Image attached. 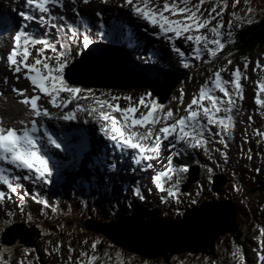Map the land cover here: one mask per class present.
<instances>
[{
    "label": "snow or ice",
    "instance_id": "obj_1",
    "mask_svg": "<svg viewBox=\"0 0 264 264\" xmlns=\"http://www.w3.org/2000/svg\"><path fill=\"white\" fill-rule=\"evenodd\" d=\"M83 2L88 3L89 0H83ZM203 2L204 0H199L198 3L190 7L189 0H171V2L170 0H154V2L153 0H135V2L125 0V3L131 5L132 11L139 18L154 28H158L161 33H171L177 38L183 37L186 41L191 42L194 46L196 58H200L205 53L208 56H215L219 49L224 46L221 42V36L223 35L221 29L224 25L220 20H216L213 26L208 27L211 36L200 34V29L206 28L210 21L215 19L213 13L219 16L224 11L223 7H220V10L217 11L214 6L208 11V15L204 16L199 12ZM232 2L235 6L237 0H232ZM245 3H247V0H245ZM57 5L63 6L61 0H26V7L41 14L38 20L42 25L45 24V14H49L52 8ZM248 11H251V9L249 8ZM21 15L27 20L35 18L33 15L25 13H21ZM231 15L238 20L241 19L235 13ZM48 19L52 20L55 17L49 15ZM63 19V17H60V20ZM244 22H250V20L245 18ZM51 27L56 29L57 35L60 32H65V38L68 41L77 43L75 39L77 31L72 27L68 26L65 29L64 26L57 24H52ZM227 27L229 29L228 36L231 37L232 23L228 22ZM185 33H187L186 36ZM13 41V47L6 57L9 66L13 67L17 73L23 72V69L26 68L25 78L36 89H39L40 93L50 97L48 103L52 107L61 109L67 107L71 101L77 99L78 93L81 94L79 99L90 98L96 105V107H85L77 102L70 110L61 111L56 119L71 121L78 119V113H87L100 124V131L108 140L114 141L116 147L123 145L125 148L134 150L132 154V163L134 164L160 156L164 142H167V144H164L166 148H175L176 144H182L187 145L188 148H202L206 154L209 152L206 145L213 142L227 147L225 137L229 135L232 122L229 113L235 103L232 99L235 93L230 92L229 87L233 88L236 93L241 87L237 82L241 75L239 68L231 70L227 68V65L232 63L231 60H228L223 67H217L215 71L209 69L211 87L200 86L198 95L194 94L190 102L184 107L185 114L179 115L177 112L174 115L170 109L163 113L156 112L154 109H160L163 106L152 101L154 108L149 107L143 96L139 97L135 103L132 102L131 97L124 96L126 106L121 107L118 104L121 99L119 96L113 95L110 98L101 99L100 97L106 96L103 92L98 97L91 89L70 87L62 79L68 56L71 54L63 43L59 44L58 50L47 39L38 38L35 34L23 30L15 32ZM37 44L42 45L43 49L50 50L53 55L42 56V49H37V56L40 58H33L31 63L26 64L25 61L30 56L29 46ZM89 44V36L83 35L82 44L78 46L87 47ZM173 50L181 57L186 55L178 46H174ZM49 61H54L52 66L49 65ZM187 66L185 64V67ZM244 67L246 68L247 65L245 64ZM225 71L229 72L230 80L222 78L221 73ZM46 80L48 81L47 86L45 85ZM259 88L260 91L264 92V84H260ZM14 91L23 93L22 89H14ZM217 91L223 94V97L217 95ZM61 92H66L67 96L57 101V97ZM37 99L38 97L34 95L25 97L22 102L28 104L35 115L50 116L51 114L46 108L38 109ZM256 104L264 107V100L257 98ZM170 119L173 121L172 123H168ZM36 130L37 125L35 122L32 123L31 128L22 129L0 125V162L11 165L16 169L27 170L29 173L34 174L36 181L47 185L51 172L48 162L37 149L35 137L32 135ZM260 135H264V133H260ZM217 137L218 139H216ZM49 139L56 147L60 146L56 144L55 140ZM215 150L220 152L221 157L225 156V152L220 149ZM172 160L173 156L167 154L166 162L161 166L162 170L156 171L151 176V181L156 189L162 193L166 192L168 197L176 199L180 191L179 185L182 182V174L186 173L188 168L183 165L174 166ZM156 163L159 164V160H156ZM146 166L151 167V165ZM6 171L7 169L0 168V185L6 186L10 192H14L18 185L12 182V177L7 175ZM207 171L210 180L212 169L208 168ZM22 178L28 180L31 177L25 175ZM165 184H167V187H165ZM133 194H136V190H133ZM2 195L0 193V196ZM38 202L46 206L48 203L43 199ZM176 202L180 203L179 199H176ZM3 223L7 224L8 221L4 220ZM93 247H95V244H93ZM69 252H71V248H69ZM80 256H85V252L81 251ZM258 258L264 262V255H260ZM95 259H97L95 256L89 258L90 261Z\"/></svg>",
    "mask_w": 264,
    "mask_h": 264
},
{
    "label": "rangeland",
    "instance_id": "obj_2",
    "mask_svg": "<svg viewBox=\"0 0 264 264\" xmlns=\"http://www.w3.org/2000/svg\"><path fill=\"white\" fill-rule=\"evenodd\" d=\"M5 1L6 0H0V8H1L3 2H5ZM121 1L123 2V0H121ZM153 2H154V0H153ZM227 2H229V3H227ZM115 4L116 5L112 4V6H110V8L117 6L118 2ZM231 4H233L232 0H204L203 5L201 4L202 7L204 8V10H199V12L202 13L204 16H207L208 11L215 6L217 11L220 10V7H223L224 8V14H227L228 12L235 13L236 16L240 17L241 19L238 20L233 15H232L233 17L232 16H226L225 19H226L227 23L231 22L233 25V29L237 30L238 32L242 30V28L245 24H250L252 22H256L257 20H261L262 18H264V0H247V3H245V0H237L236 7L235 8L231 7L232 10L229 9V5H231ZM98 8L99 7H97L96 9L91 11L87 7L86 8V10L88 12L87 14H89L90 16H94L93 12L96 11ZM249 8L251 9V11H248ZM123 12H125V11H123ZM126 13L128 16V12H126ZM213 16L215 18L218 17L215 15V13H213ZM245 18L250 20V22H244ZM9 19H10V15L7 14L6 15V21L8 22ZM7 37H8V35H7ZM7 37H6V41H7ZM56 44L58 45V48H59L60 42H57ZM2 46H3V44L0 45V48ZM68 50H69V52H72L68 56V59L69 58H73V60L77 59V60H75L74 63H76L78 60H80L83 57V56L77 55V51L71 50V48ZM125 65H127V63H125ZM262 77L264 78V74ZM94 78H92V79L95 80ZM110 78H113V77L110 76L109 74H103L102 76H99L97 78L98 80H95V81L97 83H99V81H105V80L110 79ZM181 81L182 80H180L178 82V84ZM192 81L194 83V80H192ZM131 83L134 84L133 82H131ZM202 85H203V80L197 82L196 85L193 86L192 90H194L193 91L194 94H196L198 92L199 87ZM88 89H91L92 92L95 93V95L98 97L100 96V94L102 92L105 93L106 96L100 97L101 99L110 98L111 96L116 95V94H119V95L124 94L125 96L131 97L132 102L135 103L137 101L136 100L137 96L135 94L133 95V93L139 92L138 90L142 91L146 88L130 89L128 91V93L131 94V92H133L132 96H134V98L132 96H130L124 90H117V89L102 90L97 85H95V87H93V89L92 88H88ZM172 90L169 93L170 95L172 93ZM186 92L188 94L191 91L189 92V90H186ZM86 95H89V94H86ZM190 96H191V94H190ZM167 98H168V96L166 97L165 100L163 99L164 101L160 100V99H159V101L164 103L167 100ZM60 99H61V97H57V100H60ZM261 100H264V97H262ZM125 103L126 102L124 101V104ZM80 104H83L86 107H88V106L96 107L95 103L90 98L80 99ZM72 105H74V102H72ZM246 106L248 108L249 105H246ZM256 117L258 120H260L262 122V120H263L262 116L257 115ZM82 119H83V116H80V117H78L77 120H82ZM231 125L235 126V130H234L235 137H234L233 150L229 151V154H225L224 157H221L220 152L216 151L215 148H212V149H214V151H209L207 154L203 151L202 148H196V150H197V152H199V156L201 158V160H198L197 156H195L192 151L189 152L190 156H187V157H192L193 159H192V161H189V165L186 166L188 168V171L186 173L182 174V178L184 179L183 180L184 181L183 186L186 187V190L184 191L182 189V186H181L179 188L180 193L178 194V196L184 197L183 195H185V193L188 192V189L191 188L192 191L190 192L189 196L187 197V202H185V206L188 204H192L193 207L194 206L197 207V204L200 202L217 204V205L221 204V206H222V203H223L224 204L223 209L227 210L231 214L232 208L230 207V205L232 204L234 206L235 210L238 212L235 216L236 218L233 221V225L235 224V222H237L239 227L242 229V232H240L241 229H240V231H238V229H236V231L232 232L231 230H232L233 226L231 228H229V230H225V231H223L224 228L222 227L221 229H218L216 231V233L214 235H212L211 237L206 236L207 239H212L215 236L214 240L217 241V244H218L217 250H218V254H220V255H223V252H227V253L230 252L232 254V252H233L232 250L234 248L236 249V256L234 258L227 259V254H225L226 257L220 256L221 259H219L217 261V264H233L234 261L238 258V255H237L238 252L242 255L241 258H244V253L247 249H248V251H247L246 255H249L250 257H254L257 254V252H259L260 248H262V251H264L263 240L261 241L260 238H257V239L250 238L251 236H255V234L259 233L260 231L264 233V211L262 212V210L258 209V206H257L258 204H257V200H256V198L258 196H260L261 193H258L255 196L251 197V199L254 200L252 202V204L248 203L247 201L244 200L246 193H248V190L251 189L250 188L251 179L254 178L251 170L254 169L253 164H258V156L256 157V162H255V159L253 157H252L253 162L248 159L247 152L244 153L243 157L240 156V153L242 151H244V150H242V151H240V150L243 149L244 147L247 148V145L253 146V144H257L256 141H259L261 143L263 142L262 140L257 139V136L259 133H262L264 130V121L262 123H260V125L257 129H255V127H253V129L249 131L245 126L244 117L242 115L238 116V114H236L232 119ZM243 138H245V145L242 143ZM232 142H233V138H232V136L231 137L229 136L227 138V141H226L227 147H224L223 145H221L219 149L221 151L225 150L226 148H228V146ZM257 145H260V144H257ZM206 146L209 147V145H206ZM203 155L205 156L206 159L202 158ZM227 156H229V157L226 158ZM192 162H194L195 164L200 162V164H198L201 167V173L200 174H197V172L195 170L190 169L192 167V165L194 164ZM202 167H203V169H202ZM208 168L212 169V172L210 174V176H211L210 180L208 179V177H209V173L207 171ZM261 171H260V174H262V176H264V169ZM73 172H74L73 168L68 169L66 172V177L70 178L71 180L74 181L75 178H74V175L72 174ZM199 183H200V186H199ZM68 186H71V182H69L67 184L65 183L63 186L57 185V187L55 188V189L61 190L62 194H65V193L68 194V199H67L68 205H65L64 207L58 206L57 208H55V207H52L53 205H55V201H51V203H49L51 209L49 208V205L44 207V209L47 211V214H46L47 220L51 219V217H49V215H51L50 212H66L62 215H69L70 213H73L75 215L76 219L78 221L82 222V224H84L83 220L85 218L94 219V215H96V219H99V220L104 218L103 215H101V217H99V214H100V208L103 205L104 201L106 202V205L108 207H110L109 202L107 200H101V199L91 200V199H89V200H86L87 205L83 206L79 202H77V200H76L77 195L75 196L74 194H72L69 191ZM251 192L252 191L250 190V193ZM51 196L57 197V198L59 197V195L57 193H54ZM263 197H264V195H262V198ZM41 199L44 200V197L37 196L36 197V203H35V210H36V213H37L39 218L42 216V212H39V209L42 208L43 204L38 202ZM230 200H232V201H230ZM193 201H195V202H193ZM207 201H211V202H207ZM88 202H89V204H88ZM229 203H230V205H229ZM170 205L173 208L175 207L174 203H172V202L170 203ZM26 206L29 209V205H26ZM23 207H24V205H23ZM218 207H220V206H218ZM212 210L215 211L213 208H208L207 212H210ZM86 212L88 214L86 216H84V213H86ZM91 212H92V214H91ZM170 212H176L175 214H176V220L177 221H181V222L184 221V215L182 216V214H183L182 211L178 213V211L172 210ZM31 214L33 216H35L34 213L31 212ZM170 216H171V214H170ZM195 216H197V215H195ZM58 218L59 217H57V219ZM199 218L200 219L202 218L201 222H203V223L207 219H210V217H206L205 215H202V217L197 216V219H199ZM166 223H176V222H172V221L167 222L166 221ZM40 225H41L40 230L44 231L42 224H40ZM60 225L61 224L58 221H51L49 226L57 227ZM63 226L65 227L67 225L63 224L61 227H63ZM3 227H4V224L0 222V233L2 232ZM80 227H84V226H80ZM167 228L170 231H173L176 228H178V225L169 226ZM191 233H193L192 229H190L189 234H191ZM239 233L241 234L242 237L238 236ZM186 240H185L186 242L189 243V241H190V243H192L193 242L192 234H191V236L187 237ZM45 241H46L45 243L43 242L42 244H40L37 251L31 252L29 254V257H31V255L37 254V256H36L37 263L36 264H64V263L73 262V260H75V257L78 258V261L84 257V256L81 257L80 253L77 251L71 250V252H69L68 247L63 248L65 246L64 242L60 241L59 239H56V235H54V237H52V238L46 236ZM204 241H205V239H203L201 241V243ZM68 242H70V240ZM209 242H211V241H209ZM251 242L256 243L257 248H255ZM171 243L173 244V239H172ZM59 244H61V247L59 246ZM91 245H92V243L87 242V246H88L89 250H92ZM179 245H180L178 247L179 253L174 255V258L172 260V264H204L205 263V261H199L198 260L199 257L201 256V254H198L199 251L198 252L189 251L186 248V246L188 244H185V242L181 243ZM1 246L2 245L0 242V250H1ZM3 247H4V250L9 249L6 246H3ZM77 247L79 248V250L83 251L81 246L78 245ZM46 248L49 249V254H47L48 258L44 259L41 254H43L46 251ZM120 248H122V247H120ZM72 249H74V248H72ZM122 249H125V248H122ZM164 249H167V248H164ZM125 250L130 251L128 249H125ZM7 251H10V250H7ZM7 251H3V254L8 255L7 256L8 259L11 260L12 256L15 253L14 252L8 253ZM130 252H132V251H130ZM137 255H139V254H137ZM114 256H116V253H114ZM140 256L149 260V262H151L155 258L159 257V256L149 257L146 255H140ZM1 258H2V252H0V262H2ZM25 258H26V256H25V253L23 251H20L16 254L17 263H25ZM66 258L68 259V261L67 260L63 261ZM38 259L41 260V263H38ZM129 259H134V261H131V260L129 261L131 263L140 262L143 264H147L146 262H144L145 259L139 260V259L133 258L132 256L129 257L128 260ZM27 262H29V261H27ZM215 262L213 264H216ZM248 263H250V262H248ZM122 264H125V262H122Z\"/></svg>",
    "mask_w": 264,
    "mask_h": 264
},
{
    "label": "water",
    "instance_id": "obj_3",
    "mask_svg": "<svg viewBox=\"0 0 264 264\" xmlns=\"http://www.w3.org/2000/svg\"><path fill=\"white\" fill-rule=\"evenodd\" d=\"M110 50L107 54L105 52H103L104 50ZM117 53H121L123 55H126L129 59L132 65L133 64V59H131L127 52L125 50L122 49H118V48H114V47H109V46H105V45H94L92 46L84 55L83 57L78 60L76 63H74L68 70H67V76L66 78L68 79V81L72 84H79L82 86H85L87 88H93L95 87V85L99 86L100 88H112V89H125L126 84L125 82H123L122 80H119V84L113 86L114 84L112 82H110L109 80L112 79H107L105 81H99V83H97L95 80H98L97 78L99 76H102L103 74H109L112 77H116L113 76L112 74H117L118 77H121L123 75H125V71L126 68L130 69L131 67L127 65H125L126 60L122 61L121 60V64L118 65L116 67L115 72L112 71H107L105 69V64H108L107 62V58L106 57H111L112 59H117ZM115 56V57H114ZM133 61V62H132ZM135 65L137 66V70H139L140 72H142L141 78H143L144 76L146 77H150L151 75H154L156 78L159 79V83L160 84H156V90L152 89L153 94H156L158 97L161 98V100H165L167 96H169L170 91L172 89L175 88V86L178 84V82L182 79V76L173 74L171 72H165L162 71L156 67L150 66V65H143L140 64L139 62H134ZM134 67V66H133ZM146 71H149V73H147ZM73 72H78V73H84L87 74V76H82L83 81L80 82H74L71 78L70 75ZM104 72V73H103ZM95 77V78H94ZM166 77H169L170 81L167 82L166 81ZM92 78H94L95 80H93ZM129 82V81H128ZM135 88H147L150 89L151 87L149 86H137V82L134 83V89ZM128 89V87L126 88ZM159 89V92L157 91ZM163 100V101H164ZM230 205V204H229ZM220 206V207H218ZM208 207L210 208H214L215 209V216H217V220L220 222L221 227L219 229H221L222 227L224 228L223 231L225 230H229V228H231L233 226V221L235 219V209L233 208L232 205H230V207L232 208V213L230 214L227 210L223 209L224 208V204L222 203L220 205L217 204H205L199 208L193 209V211H189L187 213H185L184 216V221H177L176 223H166L163 222L161 220H150L148 222H145L143 220L140 219H124L122 221H117V222H113L111 224H105V225H101V224H94L93 222H89L87 224V230H92L94 232H98V233H102L106 236V238L111 241L112 243H114L116 246L118 247H122L125 249H128L136 254L139 255H146L149 257H157L160 256L161 253L167 252V253H173V254H177L179 253V249L178 247H175V245H170L168 240L163 241L160 243V241L155 240V230H169L167 227L169 226H174V225H178L179 226H183V225H187V221L188 219H190V217H193V221H196V217H202V215H205L208 213ZM195 211V212H194ZM226 213L229 215L230 220H226L225 216ZM195 215H197L195 217ZM202 219V218H201ZM219 219H222L221 221ZM139 224L142 229H133L127 232L124 231V229H122L124 226H130L133 227L135 225ZM195 225H201V223L196 222ZM141 231V232H140ZM170 231V230H169ZM140 232V233H138ZM171 232H175V230L171 231ZM211 237V236H210ZM215 236L212 239H205V241L207 240V242L209 241H214ZM173 242H175V240L173 239ZM174 246V247H173ZM187 249L191 250L192 252H198L200 251V248L202 247V244H200L198 247L194 248L192 246V244H188ZM167 248V249H164Z\"/></svg>",
    "mask_w": 264,
    "mask_h": 264
},
{
    "label": "trees",
    "instance_id": "obj_4",
    "mask_svg": "<svg viewBox=\"0 0 264 264\" xmlns=\"http://www.w3.org/2000/svg\"><path fill=\"white\" fill-rule=\"evenodd\" d=\"M262 47H264V18H262L261 20H257L256 22H252L250 24H245L241 31H237V33H235L232 43L221 49L219 53H217V55L215 56V59H213L212 62H207L205 66L214 67L215 65H219L224 61H237L243 57L252 56ZM200 69L202 70L203 68H199L198 71ZM178 162L180 163V165L186 164V161L184 159H180L178 160ZM263 191L264 188L256 191V193H262ZM108 217L109 215H104V218L101 219V222L113 219ZM116 218L122 219L123 217L119 216ZM73 222L74 225L73 223H71L70 227L57 226L53 228V230H46L45 228L44 231L47 232L46 234H44L43 230L41 231L35 226L28 228L21 234V237L19 239L20 246H23L28 249H35L38 248L43 242H46V236L52 238L54 237V235H56V239H59L60 241L64 242L65 246L67 244L69 245V248H74L75 250H78L77 246H80V243H85L87 248V242L92 243L91 248L93 249V252L91 253V256L97 257V259H95L94 261L97 264L99 262H104L105 264H122V262H129L130 260L134 261L133 259H126L131 256L139 260L145 259L144 257H140L136 254H133L127 250L118 248L117 246L111 244L110 241H108V239L104 235L102 236L99 233L85 231L84 227L80 228V226L83 225L82 222L78 220L76 221V219L75 221L73 220ZM66 223L68 224L70 223V221L68 220ZM236 229H238V231H240L241 229L237 223H235L231 231L234 232L236 231ZM240 232H242V229ZM96 236H99V238L96 239ZM238 236L242 237L240 233ZM69 240L70 242H68ZM93 244H95V247H93ZM217 247L218 244L216 240L211 242H202V247L199 251V254H201V256L198 260L211 262V264H213L215 261V263H217V261L221 259L220 256L226 257L225 252H223V255L218 254ZM115 252H119L118 255L120 258L113 262L111 257L114 256ZM120 252L125 253L121 254ZM174 255L175 254L173 253L164 252L159 257L152 260L150 263L172 264ZM144 262L149 263V260L145 259Z\"/></svg>",
    "mask_w": 264,
    "mask_h": 264
},
{
    "label": "bare ground",
    "instance_id": "obj_5",
    "mask_svg": "<svg viewBox=\"0 0 264 264\" xmlns=\"http://www.w3.org/2000/svg\"><path fill=\"white\" fill-rule=\"evenodd\" d=\"M120 8H122L123 11L126 10V12H128V16L126 15L124 17H131V14H130V12H129L128 9H126L125 7H122V6ZM120 8H119V4H118V10L121 11ZM85 21H86L85 22V26H86L87 22L90 21V15L89 14H87ZM26 30H27V28H26ZM107 36H110V38L113 37L111 34L110 35H107ZM132 41L133 42L139 41V39H134L133 38ZM128 44L129 43H126V45H124L125 51L127 52L128 56L131 59H133L134 62H136V59H134L132 57V55L134 56V54L132 52H135L138 48H141V47L135 46L133 49H131V47H129ZM129 48H130V50H129ZM109 51L110 50H106L105 49L103 52L109 54L108 53ZM117 54H118L117 55V59H112L111 57H106L108 64H105V69L108 72L116 69V67L121 64V60L122 61H125L126 60L128 66L131 67L130 69H127L126 68L125 75H123L121 77H118L117 74H112L113 76H116V77H113L112 79L109 80L110 82H112L114 84L113 86L118 85L119 84L118 79H120L123 82H125V84H126L125 87L126 88L128 87V89L121 88V89H117V90L129 91L130 89H134V84H132L131 82H133V83L137 82L138 83L137 86L143 85V86H149V87H151L150 89H148L149 92H151L152 89L156 90V87H157L156 84L157 83L160 84L158 78H156L154 75H151L150 77L144 76L143 78H141L142 72H140L139 70L136 69L137 66L135 65V63L132 61L133 64H134V65H132L131 62H130V59L126 55H123L121 53H117ZM136 56H139V55L136 54ZM154 59H156V58L154 57ZM168 60L170 62L172 61L171 59H168ZM115 71L116 70H114L113 72H115ZM146 72L149 73V71H146ZM82 74L81 73H78V72H73L70 75V78L74 82H80V81H83L82 76H87V74H85V72L82 73ZM166 81L167 82L170 81L169 77H166ZM106 89H112V88H106ZM112 90H114V89H112ZM157 91L159 92V89ZM155 96H157V95L155 94ZM158 98L161 100L160 97H158ZM76 136H78V137L80 136L81 137V135H80V133L78 131L76 132ZM90 138H91V136H90ZM85 141H87V140H85ZM188 156H190L189 153H188ZM130 177H131L130 178L131 182H135L134 179L132 178V176H130ZM208 208H210V207H208ZM215 212L216 211H213V210L210 211V212H208V214L206 215V217H210V219H207L204 223L201 222V219L200 218L197 219L196 216H195L196 217V219H195L196 221H193V217L191 216L190 219L186 220L187 221V225L179 226L178 228L175 229V232H171L169 230H164V231L163 230H155V233H154L155 234L154 235L155 236V240L160 241V243L163 242V241H165V240L166 241L168 240L169 244L172 245L171 242H172V239H174L175 242H173V245H175V247H179L180 246L179 244L185 242V244H192V246L194 248H196L200 244H202L201 241L203 239H206L207 238L206 236L209 237V236L214 235L216 233V231L221 227L222 224H220V222L217 220V218H216L217 216H215ZM225 219L226 220H230V217H229V215L227 213H226ZM219 220L221 221L222 219H219ZM196 222L201 223V225L200 226L199 225H195ZM122 229H124V231H127V232L129 231V233H130L131 230H133V229H142V227L139 224H137V225H135L133 227L124 226ZM190 229H192V232H193V233H191L192 234V240H193L192 243H190V241H189V243L186 242L187 241L186 238L189 237V236H191V234H189L190 233ZM140 232H138V233H140ZM7 241L8 242H12V237L9 236L7 238ZM189 251H191V250H189Z\"/></svg>",
    "mask_w": 264,
    "mask_h": 264
}]
</instances>
